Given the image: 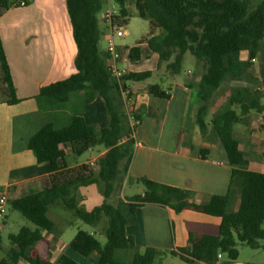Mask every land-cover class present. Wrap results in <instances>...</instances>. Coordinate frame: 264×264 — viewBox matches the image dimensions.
<instances>
[{
	"label": "trees",
	"instance_id": "16d2710c",
	"mask_svg": "<svg viewBox=\"0 0 264 264\" xmlns=\"http://www.w3.org/2000/svg\"><path fill=\"white\" fill-rule=\"evenodd\" d=\"M30 0H0V17L11 7ZM133 2L137 14L149 23L147 33L130 48L133 60L142 57V44L159 54V68L167 76L182 72L185 54L190 52L203 63L204 72L196 79L189 77L188 85L197 89L201 105L197 123L202 134L214 131L228 161L235 167L225 194H214L206 202L192 200V191L162 183L148 177L135 178L144 186L142 194L111 201L116 185L123 182L134 153L132 129L125 135L127 115L121 91L130 81H144L152 71L126 72L118 79L109 68V52L103 48L104 30L99 13L104 0H66L73 36L77 46L76 72L69 77L43 86L37 95L47 108L69 107L74 113L70 122L56 127L52 122L43 125L29 140L28 146L37 161L44 163L48 174L43 187L10 201L11 208L20 211L32 224L10 233L9 248L0 255V264H81L68 254L57 261L33 254L43 232H53L55 222L49 217L51 208L59 206L68 211L76 224L81 220L99 226L106 234L102 243L95 233L79 228L69 246L95 264H163L169 254H179L189 264H239L238 243L260 248L264 240V173L236 167L246 158L237 146L234 130L243 116L252 110L264 111L261 94L247 95L238 88L228 102L211 113V100L222 83L239 78L257 57L264 39V0L254 5L251 0H115L118 13L114 25L124 26L130 18ZM248 51L249 60L241 53ZM170 86L163 82L150 84L148 92L159 99H168ZM101 95L106 106L107 126L100 128L81 114L85 104ZM19 101L9 62L0 34V102ZM240 108V111L236 107ZM136 120L140 115L135 113ZM62 144H69L79 155L97 145L107 150L98 158L99 171L93 172L82 163L69 166ZM131 181L133 177L129 176ZM96 184L102 200L87 210L80 187ZM237 193L239 196H237ZM145 204L167 206L177 212L194 209L220 218L216 235L190 234V248L180 252L153 246L139 249L131 243L126 226L136 218V209ZM233 208V206H236ZM105 221L104 225L101 223ZM0 249L1 245L0 237ZM222 254V257H219Z\"/></svg>",
	"mask_w": 264,
	"mask_h": 264
},
{
	"label": "crops",
	"instance_id": "0c3cea01",
	"mask_svg": "<svg viewBox=\"0 0 264 264\" xmlns=\"http://www.w3.org/2000/svg\"><path fill=\"white\" fill-rule=\"evenodd\" d=\"M251 1L256 3L261 0ZM100 26L104 30L102 42L106 44L103 46L106 49L112 32L104 23V13L100 16ZM0 34L19 98L14 104L0 102V194L7 195V205L11 207V200L40 190L43 177L48 174L46 165L39 163L29 148L30 138L48 122L56 127L67 125L74 114L67 106L47 108L41 105L37 95L43 86L76 72L77 46L66 0H30L25 5L9 8L0 17ZM124 35L115 36L119 52L117 64L121 70L125 73L150 70V79L158 72L164 74L158 66L159 54L151 50L147 43L141 45L142 57L131 59L130 48L134 44H128ZM187 73L194 71L189 69ZM190 75L184 78L167 76V85L164 86H170L168 99L156 98L148 92L149 85L154 83L151 80L127 83L132 102L125 104V135L132 129L131 136L135 141L127 176L133 177V182H138L135 178L148 177L189 189L192 200L201 203L214 194L227 192L235 166L228 161L217 134L212 130L202 134L200 130L197 111L201 99L197 89L188 85ZM169 77L172 78L170 82ZM128 111L140 115V121L135 126L128 120ZM81 114L100 128L107 126L106 106L101 95L85 104ZM250 115L255 114L251 112ZM263 134V123L260 128L247 125L246 128L236 129L235 126L237 146L246 153V158L236 167L264 173ZM62 148L67 158L75 155L71 145L62 144ZM106 150H100L90 161L83 163L97 173L98 158ZM68 164L72 167L82 163ZM121 191L122 184L117 183L111 199L114 205L123 198ZM80 192L87 210L93 209L102 200L96 184L81 186ZM48 215L55 222V229L43 232L45 238L36 243L33 254L50 257L55 262L66 253L81 264H95L92 258H86L70 248L73 237L65 239L71 214L56 206L50 209ZM8 220L6 211L3 217L0 216L3 247L0 255L10 245L2 233ZM219 224V217L194 209L177 212L167 206L145 204L137 207L136 218L126 226V234L131 243L141 250L153 246L180 252L181 248H190V234L216 235ZM187 263L179 254H169L163 261V264ZM235 263L242 264L239 261ZM19 264L30 263L21 260Z\"/></svg>",
	"mask_w": 264,
	"mask_h": 264
},
{
	"label": "rangeland",
	"instance_id": "374dc122",
	"mask_svg": "<svg viewBox=\"0 0 264 264\" xmlns=\"http://www.w3.org/2000/svg\"><path fill=\"white\" fill-rule=\"evenodd\" d=\"M258 3L259 2L253 4L256 5ZM129 8L130 18L128 23L124 25V29L128 31L125 33L124 38L128 44L132 45L139 41L147 33L149 29V23L146 19L140 17L137 14L132 1L129 5ZM109 9L115 10L118 13V4L115 2V0H104V6L102 11L99 13V17ZM105 45L106 44L103 41L102 46ZM241 59L245 61L249 60L248 51H244V53H242ZM251 61L252 64L245 69L244 73H242L239 78L230 77L226 79L219 87V89L215 92L211 100V113L209 114L208 119L216 110H218L228 102L229 98L236 93L238 88H244L246 90L245 92L247 95L262 93V88L264 87V39L262 41V47L256 57V60ZM189 69L194 71V73H187ZM203 72V63L198 61V59L193 56L190 52H187L183 60L182 72L180 74L175 75V77L184 78L191 74V76L197 78V76L200 77ZM167 78V75L158 72L151 79L148 78V80H151L154 83L163 82L164 85H167ZM169 78V82L172 81V78ZM121 98L123 99V101H125L123 96H121ZM236 109L240 111V108L238 106L236 107ZM251 112L255 115H250ZM251 112L243 116L242 121L236 124V129L246 128L247 125L248 127L260 128L261 123L264 124V112L261 113L254 110H252ZM128 120L131 121V119ZM263 145L264 140L262 146ZM104 148L105 147L103 145H97L94 147L93 150L87 149L79 155L75 154L69 156L67 158V161L70 164H75L76 162L83 163L86 161H90L94 156L99 153L100 150ZM128 177L129 176H126L123 182H119L120 184H122L121 195L123 198L131 197L136 194H141L144 191V186L141 182L130 181ZM237 196H239L238 193ZM236 207L237 205L233 206V208ZM6 209L9 214V220L5 225L2 233L6 238V243L9 245V240L7 239L9 233H17L22 225L33 226V224L20 211L15 210L9 207L8 205L6 206ZM103 223L105 224V221ZM103 223L102 225H104ZM79 228L87 230L91 233H95V235L103 244L106 243V234L100 229L99 226H92L84 223L81 220H77L76 224L74 225L69 224L67 226V230L64 235L65 239L68 240L71 237H74ZM261 244L263 246L260 248H252L247 244L238 243L237 247L239 250V257L237 261L242 264H264V240H261ZM6 249L7 248H5V250ZM177 260L180 261V259Z\"/></svg>",
	"mask_w": 264,
	"mask_h": 264
},
{
	"label": "built area",
	"instance_id": "2783aa9c",
	"mask_svg": "<svg viewBox=\"0 0 264 264\" xmlns=\"http://www.w3.org/2000/svg\"><path fill=\"white\" fill-rule=\"evenodd\" d=\"M26 2L22 1L20 5H25ZM117 15V11L109 9L104 13V23L108 26V28L111 30L112 34L110 38L108 39L106 50L110 54L109 59V68L111 72L113 73L115 78H119L122 74L125 73V71L121 70L118 67L117 61L119 57V52L117 48V44L115 42V36L121 37L126 33V29H124V26H117L114 25V18ZM253 61L256 60L255 58L252 59ZM261 93V101L264 99V87L262 88ZM121 95L124 98L125 104H130L132 102V94L130 93L129 89H123L121 91ZM129 119H131V122L133 123V126H135L139 121L136 120L135 113L133 111H128ZM7 195L6 194H0V216L3 217L6 214V206H7ZM1 227V224H0ZM219 257H222V254H219ZM197 264H204L203 262H198Z\"/></svg>",
	"mask_w": 264,
	"mask_h": 264
}]
</instances>
